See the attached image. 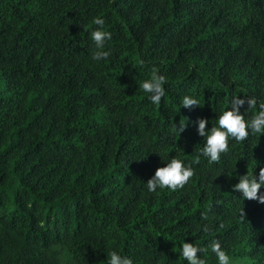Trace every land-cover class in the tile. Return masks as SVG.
I'll list each match as a JSON object with an SVG mask.
<instances>
[{
	"label": "trees",
	"instance_id": "1",
	"mask_svg": "<svg viewBox=\"0 0 264 264\" xmlns=\"http://www.w3.org/2000/svg\"><path fill=\"white\" fill-rule=\"evenodd\" d=\"M153 67L159 105L139 87ZM234 96L257 99L246 120L264 101V0H0V264H188L184 242L218 264L214 239L264 264L262 205L233 190L264 167V133L229 138L219 163L200 151L198 119L218 126ZM172 158L194 176L149 192Z\"/></svg>",
	"mask_w": 264,
	"mask_h": 264
},
{
	"label": "clouds",
	"instance_id": "2",
	"mask_svg": "<svg viewBox=\"0 0 264 264\" xmlns=\"http://www.w3.org/2000/svg\"><path fill=\"white\" fill-rule=\"evenodd\" d=\"M93 23L98 27L91 32V39L95 42L97 49L92 58L94 60L107 59L111 52L104 50L105 41L111 40L112 33L103 30L104 19L96 17ZM165 83H167L166 77L161 75L156 67H153L151 78L145 80L139 87L150 94L149 99L154 105H159L165 95L163 87ZM245 103L248 104L247 109H254L257 107L258 102L254 96H247L246 101L239 98V96L232 97L230 107L218 116V126H212L208 130H206L207 119H198V134L206 138L205 146L200 151L203 156L208 158L209 164L219 163L221 155L229 151V138L237 142H243L249 138L250 134L264 133V101L259 102V111L250 120H246L245 115L240 113V107ZM182 106L192 108L193 106H201V104L197 98L186 95L182 99ZM177 128L182 133L186 128V123L179 122ZM195 162L199 163V157ZM193 176L194 169L192 167L185 166L180 159L172 158L166 166L158 167L146 184L149 192H156L158 187L160 189L177 190L184 188ZM262 185H264V167L259 169L258 178L249 171L241 176L239 182L233 185V190L241 192L243 198L257 200L259 203L264 204V194H259ZM241 216H244L243 210ZM202 219H207V216L203 215ZM204 231H208L207 226L204 227ZM202 251L206 250L195 246L193 243L184 242L180 254L188 264H206L205 260L198 255ZM211 251L215 254L218 264H234V261L222 248L218 240L211 241ZM108 264H133V261L116 251H112L109 254Z\"/></svg>",
	"mask_w": 264,
	"mask_h": 264
},
{
	"label": "rangeland",
	"instance_id": "3",
	"mask_svg": "<svg viewBox=\"0 0 264 264\" xmlns=\"http://www.w3.org/2000/svg\"><path fill=\"white\" fill-rule=\"evenodd\" d=\"M263 208V216L261 218V223L264 229V204H261ZM234 264H249V262H246L245 258H240L239 260L234 261Z\"/></svg>",
	"mask_w": 264,
	"mask_h": 264
}]
</instances>
